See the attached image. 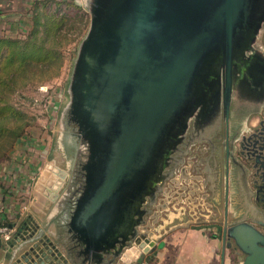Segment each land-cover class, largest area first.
<instances>
[{"label": "water", "instance_id": "water-1", "mask_svg": "<svg viewBox=\"0 0 264 264\" xmlns=\"http://www.w3.org/2000/svg\"><path fill=\"white\" fill-rule=\"evenodd\" d=\"M83 1L90 28L57 139L66 172L55 171L72 177L84 154V185L60 247L25 241L18 264H122L133 252L141 264L156 248L149 207L191 147L212 142L223 114L229 121L234 100L263 122L227 139V173L230 162L240 169L254 202L251 219L234 225L226 202L223 256L234 240L239 264H264V0ZM193 120L213 127L188 137Z\"/></svg>", "mask_w": 264, "mask_h": 264}, {"label": "crops", "instance_id": "crops-1", "mask_svg": "<svg viewBox=\"0 0 264 264\" xmlns=\"http://www.w3.org/2000/svg\"><path fill=\"white\" fill-rule=\"evenodd\" d=\"M27 2L29 0H0V10L7 13L19 5L18 9L22 11V6H25ZM41 142L38 140L32 148L40 146L39 149L41 148L42 151L48 149L44 141L41 147ZM19 150L18 144L11 159L0 162V208L4 211L3 221L16 228L17 234L21 230L12 244L0 242V264H18L21 259L20 247L26 243L25 241L28 243L25 245L27 248L39 244L44 250L43 243H47L48 247L52 248L49 246L50 242L60 247V237L67 228L71 213L69 208L71 176L62 177L55 171L57 168L66 172V169H62L54 156L52 158L46 155L44 157L41 155V158L38 155L36 158L31 155L23 156L22 152H18ZM27 150L30 151L31 148ZM39 167L42 169L41 173L37 172ZM191 179L200 180L196 177ZM248 180L250 181L249 178ZM231 182L229 221L234 225L241 220L251 219L249 209L254 198L248 197L239 173L232 174ZM219 184L210 186L209 192L202 196L204 200L206 199V203L208 197L212 198L211 191L217 196L221 195ZM213 206L217 211L216 214H219L216 203ZM162 208L167 210L169 207ZM206 211L211 212L209 209ZM191 219L175 216L166 220L161 219L153 225L148 223L154 234L153 238L149 237V239L156 243V248L145 255L141 264H239L243 262L245 255L240 250L237 252L233 250L236 247L234 240L230 241L226 254L223 256L221 231L223 221L220 222L218 218L211 220L209 215H206L202 222ZM137 258L136 252H133L124 260L122 259V264H139Z\"/></svg>", "mask_w": 264, "mask_h": 264}, {"label": "trees", "instance_id": "trees-1", "mask_svg": "<svg viewBox=\"0 0 264 264\" xmlns=\"http://www.w3.org/2000/svg\"><path fill=\"white\" fill-rule=\"evenodd\" d=\"M51 1H35L34 29L25 37L0 36V162L11 159L33 125L29 114L15 101L16 96L36 81L45 83L60 76L66 60L63 40H73L71 30L77 20L48 14L46 6ZM5 14L0 10V22Z\"/></svg>", "mask_w": 264, "mask_h": 264}, {"label": "rangeland", "instance_id": "rangeland-1", "mask_svg": "<svg viewBox=\"0 0 264 264\" xmlns=\"http://www.w3.org/2000/svg\"><path fill=\"white\" fill-rule=\"evenodd\" d=\"M35 1L36 0H29V2H27L25 5V10H19L18 7L20 6L18 5V7L8 11L5 14L6 18L3 19L4 21L0 22V36H18L23 38L29 32H31L34 29L32 15H35ZM66 1L70 3L73 2L76 5L75 7L69 5V7H71L70 11L72 12L69 19L77 20V22L75 23V27L71 30L73 40L69 41V39H64L62 43L63 46L61 49L66 55V60L60 76L45 83L36 81L34 84H31L26 89V91L22 93V95L16 96L15 99V101L21 106L22 110L29 114L33 123V125L28 128L27 135L23 141L19 143L20 150L18 152H22L23 156L28 155L30 157L31 155L35 158L36 155H38L40 158L41 155H43V157L46 155L49 158L54 156L56 157L55 160L58 161L62 169H66L67 165V161L63 154L64 152L59 150L57 147V139L60 137L63 130L62 112L69 102V78L73 64L77 57L78 49L80 43L86 37L90 28V17L87 11L84 9V1ZM262 44L264 45V34L262 37ZM38 140L42 141L41 147L44 141L46 143L45 146H48V149L44 148L45 150L43 149L44 151H42L40 150L41 148L39 149L40 146L37 148L36 146L32 148L34 143H37ZM25 141H27V143ZM28 148H31V150L28 151ZM37 172H42L41 167L38 168ZM157 202H159V205H166V203L168 204V201H164L162 193L158 195ZM169 202V210L167 209L163 212L162 219L166 220L175 216L187 220L192 218L193 214L185 212L186 215H183L184 212L181 211V207H184L183 210H187L188 206L186 204L180 202V200H171ZM206 204V209H209L211 212H207L206 209L204 212H197L198 222H202L206 215H209L211 220L213 216H215V218H218L219 221L222 222L224 219V206L222 201L220 202V205H218L219 214H216L217 211L211 202L208 201ZM153 208L154 206H152V210ZM213 214H216L217 216ZM194 217L196 216L194 215ZM167 228L168 227H166V229Z\"/></svg>", "mask_w": 264, "mask_h": 264}, {"label": "flooded vegetation", "instance_id": "flooded-vegetation-1", "mask_svg": "<svg viewBox=\"0 0 264 264\" xmlns=\"http://www.w3.org/2000/svg\"><path fill=\"white\" fill-rule=\"evenodd\" d=\"M251 113H253L251 110L247 109L243 105H238L234 100L231 107L229 121L227 122L225 120V116L223 114L220 129H217V132L213 135L212 142H200L193 145L189 154L184 156V161L176 166L174 175L168 179L164 185V191L162 193L164 201H168V204H170L169 201L171 200H180V202L188 206L187 210H183L184 207H181V211L184 212L183 215H186L187 212L191 213L193 214L192 220H197V212H204L206 209V199L204 200L202 196L209 192L210 186L212 187L216 183L218 186V183H220L219 187L221 195L217 196L211 191L210 194L212 195V198L208 197L207 202L209 201L213 205L216 203L217 210H219L218 205H220V202L222 201L225 215L226 202L228 203V209L230 205L229 201L230 191L232 189V174H238L240 170L235 164L232 165L230 162L228 175L226 168L225 146L227 139L230 141H237V139L242 140L243 138H249L253 134L252 131L260 126L263 122L261 114ZM207 126L213 127V124L209 125L208 123ZM207 126H203L201 124H198L197 126L195 124V120H193L190 123L188 137L193 135L196 130H203V128L207 129ZM235 146L236 144H234V148ZM235 153L238 157L239 155L237 149ZM78 159L79 160L76 162L71 181L69 182V208L71 211L73 210L75 200L80 193V188L84 185V177L79 173L81 168V159H85L84 154L79 156ZM240 159L246 164V160H243L242 158ZM169 170L170 169H168V171ZM193 177L200 178V180L191 179ZM249 179L251 183L252 178L249 177ZM158 203L159 202L156 200L153 208L154 211L152 210V206L149 207V209L152 210V214L146 216V227L148 223L153 225L159 222V220L162 219L163 212L166 211L165 209L163 210L162 207H169L167 203L166 205H159ZM156 213L158 215L157 217H154ZM194 215L196 217H194ZM213 219L216 220L217 218L213 216L212 220ZM224 220L225 216L223 219V226ZM119 262L120 259H118L117 264H119Z\"/></svg>", "mask_w": 264, "mask_h": 264}, {"label": "built area", "instance_id": "built-area-1", "mask_svg": "<svg viewBox=\"0 0 264 264\" xmlns=\"http://www.w3.org/2000/svg\"><path fill=\"white\" fill-rule=\"evenodd\" d=\"M70 8L71 7L65 3H62L60 0H53L46 6V12L48 14L70 18V15L72 14ZM3 213V209L0 208V242L9 243L15 238L17 230L13 226L8 225L3 221Z\"/></svg>", "mask_w": 264, "mask_h": 264}]
</instances>
